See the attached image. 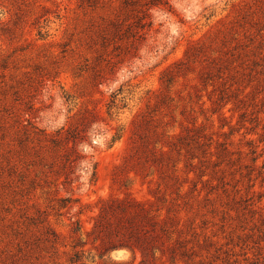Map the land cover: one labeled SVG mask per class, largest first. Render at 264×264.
Masks as SVG:
<instances>
[{"label": "rangeland", "instance_id": "rangeland-1", "mask_svg": "<svg viewBox=\"0 0 264 264\" xmlns=\"http://www.w3.org/2000/svg\"><path fill=\"white\" fill-rule=\"evenodd\" d=\"M126 198L190 264H264V0H0V264Z\"/></svg>", "mask_w": 264, "mask_h": 264}, {"label": "trees", "instance_id": "trees-1", "mask_svg": "<svg viewBox=\"0 0 264 264\" xmlns=\"http://www.w3.org/2000/svg\"><path fill=\"white\" fill-rule=\"evenodd\" d=\"M168 6L171 11L172 7ZM69 160V163L74 162V159ZM62 200V207H66L72 198ZM159 216L144 202L133 198L103 200L90 230H84L80 220L76 221L77 226L73 228V233L77 237L71 244L73 253L67 263L97 264L102 260L103 264H157V260L161 261L169 254L168 260L172 264H179L180 261L190 264L187 250L179 247L182 241L172 229L162 224ZM117 236L118 239L115 238ZM88 243L92 244L91 248L86 247ZM177 245L180 252L177 251ZM124 247L132 250L131 260L106 259L111 251ZM93 249L97 252H93ZM136 249L140 251V259H137Z\"/></svg>", "mask_w": 264, "mask_h": 264}]
</instances>
